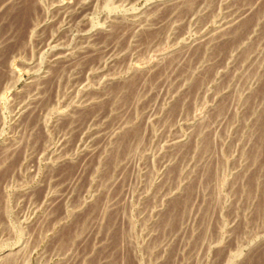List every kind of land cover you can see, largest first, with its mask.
<instances>
[{
    "label": "rangeland",
    "instance_id": "1",
    "mask_svg": "<svg viewBox=\"0 0 264 264\" xmlns=\"http://www.w3.org/2000/svg\"><path fill=\"white\" fill-rule=\"evenodd\" d=\"M0 264H264V0H0Z\"/></svg>",
    "mask_w": 264,
    "mask_h": 264
}]
</instances>
